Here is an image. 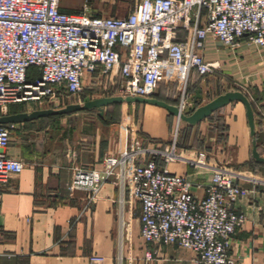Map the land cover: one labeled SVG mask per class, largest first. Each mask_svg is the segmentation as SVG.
Returning <instances> with one entry per match:
<instances>
[{"label":"built area","instance_id":"built-area-1","mask_svg":"<svg viewBox=\"0 0 264 264\" xmlns=\"http://www.w3.org/2000/svg\"><path fill=\"white\" fill-rule=\"evenodd\" d=\"M60 2L0 0V117L15 104L78 95L84 84L139 98H153L160 85H176L177 107L185 114L190 75L204 78L218 69L204 57L209 38L230 49L246 38L264 49V0H140L124 17L92 15L89 0L81 11L65 13ZM31 68L38 75L29 79ZM16 127L0 124V184L24 170L21 160L4 154ZM135 133L120 142L124 151L104 157L100 169L75 165L71 190L84 191L93 202L113 182L121 188V204L140 205L145 244L189 250L194 264H237L231 240L244 216L233 206L248 194L238 185L241 177L208 166L204 152L194 159L181 156L177 125L163 149L144 144ZM159 160L211 168L203 196L197 198L189 179L171 174ZM105 262L90 258V264Z\"/></svg>","mask_w":264,"mask_h":264},{"label":"crops","instance_id":"crops-1","mask_svg":"<svg viewBox=\"0 0 264 264\" xmlns=\"http://www.w3.org/2000/svg\"><path fill=\"white\" fill-rule=\"evenodd\" d=\"M139 2H132L128 14ZM60 7L65 13L79 12L62 1ZM204 57L218 69L204 78L190 75L184 96L190 114L225 92H240L251 105L256 148L264 158V49L246 38L234 49L209 38ZM156 95L169 99L167 90ZM175 96L178 106L180 92ZM139 105L144 107L143 116L137 131L131 132H138L144 144L167 147L171 115L159 107ZM86 113L56 118L46 129L38 120L18 124L19 136H12L4 154L21 160L24 170L0 184V264H90L94 255L104 257L105 264H194L195 255L189 250L143 242L140 205L121 204L119 185L105 184L93 202L84 191L71 190L75 165L100 169L104 157L124 151L127 147L120 142L132 137L128 127L122 131L119 121L107 125L98 111ZM177 136H194L191 148L189 141L177 148L184 158L204 152L208 166L224 167L241 177L238 185L248 194L233 207L244 216V223L232 236L230 254L237 264H264V164L251 159L243 105L228 104L194 127L183 124ZM158 165L186 176L197 198L210 183L211 168L191 167L186 161L159 160Z\"/></svg>","mask_w":264,"mask_h":264},{"label":"rangeland","instance_id":"rangeland-1","mask_svg":"<svg viewBox=\"0 0 264 264\" xmlns=\"http://www.w3.org/2000/svg\"><path fill=\"white\" fill-rule=\"evenodd\" d=\"M62 4L66 6H70L75 8V11H80L83 9L86 0H61ZM134 0H89L88 7L92 15L96 16H114V17H123L126 14L130 12L132 2ZM167 93L169 94V99H166L170 102H177V97L175 96L176 92H178L179 88L176 85L168 86L166 89ZM160 92V91H159ZM109 97H117L116 93L114 91H105L101 87H94L90 86L89 84H84L82 91L80 94L75 96H68L64 95L62 98L50 101L45 100L42 103H21V104H15L12 105L9 109L8 114H13V112L16 111H38V110H45V109H61L63 107H66L71 104H83L87 101L96 100L100 98H109ZM144 107L143 105H121V106H112L107 109H105L104 117L105 122H113L122 124L124 128H121L123 132H125L123 129L128 127V133H131L130 136H132L131 130H136V127H138L137 121L143 116ZM76 114V113H75ZM79 116H87L89 113L86 112H80L77 113ZM186 115L190 114V109H188L185 112ZM170 116V115H169ZM129 117L131 120L132 128H130L128 125ZM62 118V117H61ZM57 119L51 118V119H45L38 121L42 124V127L44 129L48 128L52 122H54ZM169 120V127L171 135L173 134L176 125L178 126V133L183 125L182 122H180L175 117H168ZM112 123V124H113ZM136 136H138V132L135 133ZM12 136H19V130L18 127L14 130ZM179 137V136H178ZM171 140V136L169 137V142Z\"/></svg>","mask_w":264,"mask_h":264},{"label":"water","instance_id":"water-1","mask_svg":"<svg viewBox=\"0 0 264 264\" xmlns=\"http://www.w3.org/2000/svg\"><path fill=\"white\" fill-rule=\"evenodd\" d=\"M239 102L243 105L245 109V117L247 122V127L249 130V137L251 143V159L257 164H264V158L261 157L256 148L255 143V130H254V118L251 105L247 98L240 92L230 90L224 94L216 97L210 102L196 108L190 115H186L179 111L177 106L169 105L163 101H160L156 98H139V97H109V98H100L96 100L87 101L83 104H71L61 109H45L33 111L31 113H19L12 114L4 117H0L1 125H16V124H25L32 121H36L43 118L63 116L74 114L82 111H98L99 116L103 117L105 109L111 105H139L147 104L155 107H159L168 112L169 115L175 117L183 124H186L190 127H194L199 124L201 121L205 120L211 116L217 110L227 106L228 104Z\"/></svg>","mask_w":264,"mask_h":264},{"label":"trees","instance_id":"trees-1","mask_svg":"<svg viewBox=\"0 0 264 264\" xmlns=\"http://www.w3.org/2000/svg\"><path fill=\"white\" fill-rule=\"evenodd\" d=\"M38 74H37V70H36V68H31L30 70H29V79L30 78H32V77H35V76H37ZM168 87H165L164 85H160V87H159V91L160 90H164V91H166V89H167ZM156 96V98L157 99H159L158 98V96L157 95H155ZM160 101H163V102H165V103H167V104H169V105H173V106H175V102H170V101H167V100H164V99H159ZM112 106H121V105H117V104H115V105H111V106H109V107H112ZM109 107H107V108H109ZM106 108V109H107ZM82 112H88V111H82ZM20 113V111H16V112H13V114H19ZM78 113H80V112H78ZM75 114V113H74ZM69 115H72V114H69ZM65 116H68V115H63V116H55V117H49V118H43V119H39L38 121H41V120H45V119H51V118H54V119H56V118H61V117H65ZM171 117V116H170ZM103 121L105 122V117H103ZM34 122V121H33ZM33 122H29V123H25V125H27V124H31V123H33ZM107 125H110V124H112L113 122H105ZM190 142V145H189V147L191 148L192 146H193V144H194V136H191V137H189V136H179L178 137V139H177V144H176V146H177V148L178 147H180V146H186L187 145V142Z\"/></svg>","mask_w":264,"mask_h":264}]
</instances>
